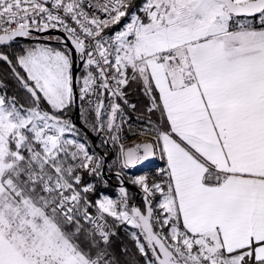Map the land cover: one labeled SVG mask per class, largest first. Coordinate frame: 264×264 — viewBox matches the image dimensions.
<instances>
[{
  "label": "snow or ice",
  "instance_id": "6c2138e0",
  "mask_svg": "<svg viewBox=\"0 0 264 264\" xmlns=\"http://www.w3.org/2000/svg\"><path fill=\"white\" fill-rule=\"evenodd\" d=\"M0 64V264H264V0H0Z\"/></svg>",
  "mask_w": 264,
  "mask_h": 264
},
{
  "label": "water",
  "instance_id": "95a60500",
  "mask_svg": "<svg viewBox=\"0 0 264 264\" xmlns=\"http://www.w3.org/2000/svg\"><path fill=\"white\" fill-rule=\"evenodd\" d=\"M49 32H51V34L55 35V34H57L58 30H49ZM47 34L48 33H37L36 35L39 37L38 41L44 42V36ZM22 42H30V41H22ZM81 67L82 66L79 64L78 60L76 62H74V69H75L77 74L81 70ZM75 94H76V102L73 106V113L71 115V119H73L75 121L77 127L80 128L85 133V135L89 138L90 141H95L96 151L103 153L104 151L97 145L98 140H100V136L91 132L80 120V116H79L80 106H79L78 89H76ZM109 147H110V145H109ZM113 154H114V151H112L111 155L109 156V160L111 159ZM157 161H158L157 156L149 157L146 159V161L142 162V165H137L133 169H135V170L146 169V168H149L151 166H155L157 164ZM133 169H129V170H133ZM103 176H104V179L107 180V185L112 187V188H115L116 191L118 192L119 181L116 178V172L115 171L109 172L107 166H105L104 171H103ZM124 184L128 188V190L132 191L135 194L134 200H130L131 203H134L138 206V200L139 199H141L143 202L142 190H140L139 188L128 183L127 180L125 179V177H124Z\"/></svg>",
  "mask_w": 264,
  "mask_h": 264
},
{
  "label": "trees",
  "instance_id": "16d2710c",
  "mask_svg": "<svg viewBox=\"0 0 264 264\" xmlns=\"http://www.w3.org/2000/svg\"><path fill=\"white\" fill-rule=\"evenodd\" d=\"M143 2V0H135V3L137 4V5H139V4H141ZM2 73H3V65L2 64H0V75H2ZM79 73H80V71H79ZM78 73V74H79ZM7 83L9 84V91L11 92V91H13L14 90V88H15V84H14V81H12L11 79H9L8 81H7ZM126 91H127V96H128V101H129V104H134V105H136V111H133L131 108L129 109V117L131 118V121L132 122H134V123H143V121H138V119H137V117H138V113L139 112H141V111H143V109H144V106H145V104H146V102H147V97L144 95V93L142 92V91H140V90H137L136 88H135V86H133V88L131 89V90H127L126 89ZM107 99V98H106ZM123 102V101H122ZM79 106H80V101H79ZM72 113H73V107L72 108H70L69 109V111L66 113V115L67 116H69L70 118H71V115H72ZM145 115H147V113L145 112ZM79 116H80V113H79ZM80 120H81V118H80ZM81 122L84 124V122L81 120ZM85 125V124H84ZM86 126V125H85ZM91 132H93L92 130H91V128H90V126H86ZM126 128V127H125ZM81 133L89 140V138L85 135V133L81 130ZM93 133H95V132H93ZM130 137V136H129ZM90 141V140H89ZM100 148L105 152V151H107V149L106 148H103V147H101L100 146ZM163 165V164H162ZM113 170H115V169H113ZM112 170V171H113ZM102 184H105V183H103L102 181L101 182H99L98 183V185H97V187H98V190L100 191L101 189V185ZM106 186H107V189L109 190H112V191H114L115 190V188H112V187H110V186H108L107 184H106ZM135 198V194L132 192V195H131V197H130V199H134ZM138 206H143V202H142V200L141 199H139L138 200ZM119 232H120V236L119 237H117L116 238V240H117V244H119V242H120V239L121 238H123L124 237V235H125V233H124V229H123V227H121L120 229H119ZM129 249H130V252H129V254H132V252L134 251V249H133V247H132V245L129 243ZM124 258L122 257V260H123Z\"/></svg>",
  "mask_w": 264,
  "mask_h": 264
},
{
  "label": "rangeland",
  "instance_id": "374dc122",
  "mask_svg": "<svg viewBox=\"0 0 264 264\" xmlns=\"http://www.w3.org/2000/svg\"><path fill=\"white\" fill-rule=\"evenodd\" d=\"M39 42V41H38ZM78 92H79V90H78ZM106 99V98H105ZM128 107V106H127ZM130 109V107H128V110ZM125 127L127 128V124L125 125ZM96 134V133H95ZM81 136L83 137V138H86L82 133H81ZM87 139V138H86ZM136 138L135 137H132V136H130L129 138H128V141L127 142H130V141H132V140H135ZM97 145L100 147V140H98V142H97ZM91 150V149H90ZM115 155V152H114V154H113V156ZM158 157H159V155H157ZM163 162L161 161V160H158L157 161V164L155 165V166H151V167H149V168H146V169H139V170H135V169H133V170H125V172H124V177H125V179L127 180V182L128 183H130L131 185H133V186H135V187H137V188H139L140 190H142L138 185H135L134 183H132V181H131V179L129 178L130 176H134V175H141V174H148L149 175V178L151 179V177L157 172V169H159L160 167H163ZM109 171V170H108ZM113 171H115V170H113ZM109 172H112V171H109ZM102 187L100 188L101 190L100 191H102V192H104L105 194H108V195H110V196H112L113 198H115L116 197V195L118 194V192L116 191V189L114 190V191H112V190H108L107 189V186H106V184H102L101 185ZM131 195H132V193H131ZM131 195H130V197H131Z\"/></svg>",
  "mask_w": 264,
  "mask_h": 264
},
{
  "label": "built area",
  "instance_id": "2783aa9c",
  "mask_svg": "<svg viewBox=\"0 0 264 264\" xmlns=\"http://www.w3.org/2000/svg\"><path fill=\"white\" fill-rule=\"evenodd\" d=\"M120 103L122 104V106L124 107V109H125V114H126V116L127 117H129V110H128V107L126 106V105H123V102L122 101H120ZM157 159L158 160H160V158L157 156Z\"/></svg>",
  "mask_w": 264,
  "mask_h": 264
},
{
  "label": "flooded vegetation",
  "instance_id": "af4514ba",
  "mask_svg": "<svg viewBox=\"0 0 264 264\" xmlns=\"http://www.w3.org/2000/svg\"><path fill=\"white\" fill-rule=\"evenodd\" d=\"M131 193H132V191L129 190V194H130V195H131ZM130 200H132V199H130ZM133 200H134V199H133Z\"/></svg>",
  "mask_w": 264,
  "mask_h": 264
}]
</instances>
